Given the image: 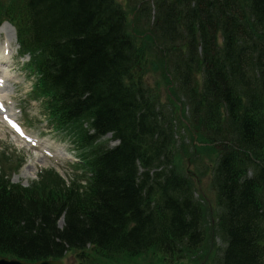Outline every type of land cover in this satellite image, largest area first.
<instances>
[{
  "label": "trees",
  "instance_id": "trees-1",
  "mask_svg": "<svg viewBox=\"0 0 264 264\" xmlns=\"http://www.w3.org/2000/svg\"><path fill=\"white\" fill-rule=\"evenodd\" d=\"M125 4L0 0V23L14 26L29 56L31 97L79 158L69 181L42 169L22 186L0 152V255L35 261L72 250L79 264L148 252L196 258L213 235L224 245L218 264H264V0ZM148 56L175 110L146 83ZM182 130L202 143L184 156L213 166V225L180 168ZM108 133L118 144L102 140Z\"/></svg>",
  "mask_w": 264,
  "mask_h": 264
},
{
  "label": "rangeland",
  "instance_id": "rangeland-1",
  "mask_svg": "<svg viewBox=\"0 0 264 264\" xmlns=\"http://www.w3.org/2000/svg\"><path fill=\"white\" fill-rule=\"evenodd\" d=\"M119 3L124 5L125 0H118ZM129 19L131 15V9L126 8ZM4 33L1 34V43L9 40L11 44L10 53L4 58V68L7 75L13 78L3 84L5 90V96L0 98L3 102L6 112L9 114L7 118L16 119L25 131V136H31L34 140L26 142L23 136L17 135L6 125L5 119L0 114V152H4L9 157L12 167L18 164V168L12 171L10 177L14 182L27 185L32 180L36 179V175L39 170L43 168H53L61 177L66 181L73 177L75 173L73 163L78 159L74 151V145L70 139L63 133H60L52 128L48 123L46 115L40 105V102L34 101L30 98V92L34 83V77L26 67L28 57H19L18 44L15 41V35L12 26L9 24L4 25ZM145 30L140 28L139 31ZM138 36V35H137ZM149 55V54H147ZM144 63V77L146 83L152 88L153 93L158 96V101L163 104L164 109L175 108L168 101V85L161 75L160 71L156 70L152 64V58L146 57ZM1 76V75H0ZM2 87V86H1ZM182 132V131H181ZM178 145L177 153L181 155L179 163L181 165L182 172L188 171L196 172L198 174V180L195 182L196 188H194V196L199 200L202 205L203 211L207 214L208 220L216 221V201L214 188L210 182V163L207 159L206 164L198 163L196 167L191 159L184 156L186 153L182 148L186 149L187 154L192 158L190 148V136L185 134V130L177 136ZM197 141L199 139L195 136ZM105 141H108V145H113L115 142L110 140V136L104 137ZM33 142L35 144L33 145ZM199 143H201L199 141ZM202 144V143H201ZM49 151L52 156L47 155L45 152ZM175 152V151H174ZM184 164V165H183ZM200 166L202 170L206 168V174H201L197 170V166ZM11 167V168H12ZM24 169L26 176L21 175V170ZM29 174V176H28ZM58 225H61L60 222ZM219 239L212 237L203 244L202 252H199L197 256L198 260L192 258L175 259L174 261L163 259L160 254H152L148 252L139 255L134 258L120 259L118 264H214L213 257L215 256V248L219 245ZM210 251L207 258L204 256V251ZM215 252V254H214ZM214 254V255H213ZM71 257H66L63 261L64 264H76L72 262ZM111 264H115L111 263Z\"/></svg>",
  "mask_w": 264,
  "mask_h": 264
},
{
  "label": "bare ground",
  "instance_id": "bare-ground-1",
  "mask_svg": "<svg viewBox=\"0 0 264 264\" xmlns=\"http://www.w3.org/2000/svg\"><path fill=\"white\" fill-rule=\"evenodd\" d=\"M7 24L8 23L5 22V23H3V24L0 25V36H1L2 33H4V30H3L4 25H7ZM10 45L11 44H9V40H6L3 43H1V41H0V75H1L0 76V98H2V97L5 96V90L3 88V83L8 82V80H11L10 78H13L12 75L11 76H8L7 75L6 69L3 66L5 64L2 63L4 61V58L6 57L5 51L8 50V53L7 54L10 53V49H11L10 48L11 47ZM3 119H5V118L3 117ZM21 175L22 176H26L27 175L24 169L21 170ZM28 176H29V174H28Z\"/></svg>",
  "mask_w": 264,
  "mask_h": 264
},
{
  "label": "water",
  "instance_id": "water-1",
  "mask_svg": "<svg viewBox=\"0 0 264 264\" xmlns=\"http://www.w3.org/2000/svg\"><path fill=\"white\" fill-rule=\"evenodd\" d=\"M0 264H62L59 260H39L34 263L24 262L18 259H9L0 256Z\"/></svg>",
  "mask_w": 264,
  "mask_h": 264
}]
</instances>
